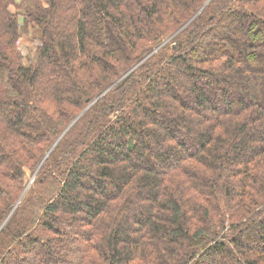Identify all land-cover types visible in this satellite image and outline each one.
<instances>
[{"label": "trees", "instance_id": "1", "mask_svg": "<svg viewBox=\"0 0 264 264\" xmlns=\"http://www.w3.org/2000/svg\"><path fill=\"white\" fill-rule=\"evenodd\" d=\"M0 264H264V0H0Z\"/></svg>", "mask_w": 264, "mask_h": 264}, {"label": "rangeland", "instance_id": "2", "mask_svg": "<svg viewBox=\"0 0 264 264\" xmlns=\"http://www.w3.org/2000/svg\"><path fill=\"white\" fill-rule=\"evenodd\" d=\"M17 3L19 4L20 2L18 1ZM21 29V38L18 41L17 48L23 56L30 60H35L37 58V49L40 45L39 36L41 35V31L37 28L36 22L25 20V18L21 20ZM84 112L85 110H83V112H81L76 118L80 117ZM34 173L35 171L28 168L25 169V179L27 180L26 188L30 183L37 188V174ZM41 191V195L44 199H48V197L53 193V189L46 184L42 186Z\"/></svg>", "mask_w": 264, "mask_h": 264}, {"label": "water", "instance_id": "3", "mask_svg": "<svg viewBox=\"0 0 264 264\" xmlns=\"http://www.w3.org/2000/svg\"><path fill=\"white\" fill-rule=\"evenodd\" d=\"M78 118H79V117H78ZM78 118H76V119H78ZM76 119H75V120H76ZM72 124H73V122H72L71 125L65 130V132H66V131L72 126ZM65 132H64V133H65ZM64 133H63V134H64ZM63 134H62V135H63ZM57 142H58V141H57ZM57 142H56V143H57ZM56 143H55V144H56ZM23 194H24V193H23ZM21 198H22V197H21ZM18 203H19V202H18ZM18 203H17V204H18Z\"/></svg>", "mask_w": 264, "mask_h": 264}]
</instances>
